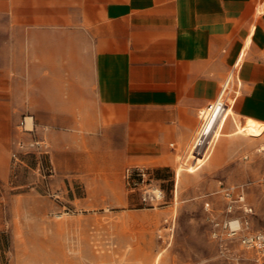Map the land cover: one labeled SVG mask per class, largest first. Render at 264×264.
I'll list each match as a JSON object with an SVG mask.
<instances>
[{"label":"crops","instance_id":"0c3cea01","mask_svg":"<svg viewBox=\"0 0 264 264\" xmlns=\"http://www.w3.org/2000/svg\"><path fill=\"white\" fill-rule=\"evenodd\" d=\"M22 114L83 167L259 145L233 133L264 127V0H0V166Z\"/></svg>","mask_w":264,"mask_h":264},{"label":"rangeland","instance_id":"374dc122","mask_svg":"<svg viewBox=\"0 0 264 264\" xmlns=\"http://www.w3.org/2000/svg\"><path fill=\"white\" fill-rule=\"evenodd\" d=\"M25 117L0 166V264H264L239 235L264 231V142L224 134L204 157L206 144L191 140L172 165L128 176L112 158L83 167L73 151L60 155L47 128ZM235 133L255 140L264 127ZM229 185L243 203L226 198ZM237 218L249 228L228 234L223 223Z\"/></svg>","mask_w":264,"mask_h":264},{"label":"built area","instance_id":"2783aa9c","mask_svg":"<svg viewBox=\"0 0 264 264\" xmlns=\"http://www.w3.org/2000/svg\"><path fill=\"white\" fill-rule=\"evenodd\" d=\"M127 174L128 176L131 175H139V176H145L147 174V170L143 167H129L127 168ZM236 189L235 186H226L224 187L225 190V196L228 200L231 202L239 201L243 203L244 201V194L238 193L237 197H234V190ZM163 191L161 189H155L153 192V198L159 199L162 197ZM146 199V195L144 196ZM209 205V203H207ZM232 207L230 204L229 208ZM245 210H248V208H244ZM250 210V208H249ZM243 223V226H242ZM221 225L220 222H215V226ZM224 227L229 228L228 234L236 235L239 231L243 230L244 228H249V222L248 220L241 221L239 218L233 219V220H225L223 223ZM215 235L218 234L217 231L214 232ZM241 237L242 243L246 247L255 248L260 256H264V231L257 230V231H246L242 234H239Z\"/></svg>","mask_w":264,"mask_h":264},{"label":"bare ground","instance_id":"6f19581e","mask_svg":"<svg viewBox=\"0 0 264 264\" xmlns=\"http://www.w3.org/2000/svg\"><path fill=\"white\" fill-rule=\"evenodd\" d=\"M259 150H264V145H260Z\"/></svg>","mask_w":264,"mask_h":264}]
</instances>
